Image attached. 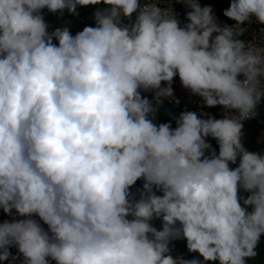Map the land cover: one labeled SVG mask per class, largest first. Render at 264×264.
<instances>
[{
    "label": "clouds",
    "instance_id": "1",
    "mask_svg": "<svg viewBox=\"0 0 264 264\" xmlns=\"http://www.w3.org/2000/svg\"><path fill=\"white\" fill-rule=\"evenodd\" d=\"M157 2L0 0V209L24 217L0 223V262L13 264L16 247L22 264H201L169 254L180 238L205 262L257 256L264 153L242 137L264 98V48L239 37L253 17L264 25V0H231L223 15L233 26L198 0H176L190 9L183 27ZM101 3L96 26L75 35L50 32L42 14ZM177 75L223 118L185 111L175 128L155 123L141 90L159 104Z\"/></svg>",
    "mask_w": 264,
    "mask_h": 264
},
{
    "label": "built area",
    "instance_id": "2",
    "mask_svg": "<svg viewBox=\"0 0 264 264\" xmlns=\"http://www.w3.org/2000/svg\"><path fill=\"white\" fill-rule=\"evenodd\" d=\"M149 2H152V0H140L142 6ZM198 2L202 7L203 6L212 7L217 22L221 26L225 24L229 26H233L235 24V21L223 15L224 10H226L229 7L231 0H198ZM157 6L161 8L171 7L175 12L181 27H183L184 24L188 23L186 18V13L190 11V9L187 8V6L184 3L176 2V0H158ZM108 7L109 6H106L103 3L99 5L77 6L76 12L78 14L74 15V20L77 23H85L94 27L96 26L94 13L97 10H105ZM137 14L138 13H133L131 20L122 17L121 18L122 24L131 25L132 23H134ZM241 27H244L246 31L242 36L239 37V39L245 40L247 43H251L256 47L264 48V25L258 24L255 18L253 17L249 23H245L241 25ZM238 78L242 79L243 77L241 76ZM262 84H264V81H262ZM172 88H173V95L171 97H160V98L166 100L173 107L181 110L187 109L191 112H196L197 115L201 116L202 118H206L203 116L204 113H207L216 119L223 118L226 110L222 106L218 105L215 107H205L204 101L200 96L194 95L189 90L182 87L178 75L173 79ZM263 99L264 98H262L261 102L263 101ZM231 111L232 114H235L234 110ZM155 113L152 117L154 119V122H155ZM172 120H176V119H171L169 123ZM206 141L211 145V148L214 149L218 154L219 146L216 140L211 137H207ZM156 195H162V192L157 191ZM135 198L138 199L139 194L136 195ZM33 218L36 219L41 224V226L44 228L45 231H47V225L43 224V222L39 220V217L34 216ZM13 219H24V217L17 216L14 210H13V215L9 216L3 213V210L0 209V223L4 222L5 220L12 221ZM152 222H154L155 225L162 224L161 219H153ZM49 264H55V261L50 260Z\"/></svg>",
    "mask_w": 264,
    "mask_h": 264
},
{
    "label": "trees",
    "instance_id": "3",
    "mask_svg": "<svg viewBox=\"0 0 264 264\" xmlns=\"http://www.w3.org/2000/svg\"><path fill=\"white\" fill-rule=\"evenodd\" d=\"M42 14L44 16L45 21L49 25V31H53L56 28H63L64 26L59 25L61 22L65 20H72L73 23L71 26H68L70 32L75 35L79 31L83 30L84 27L90 26L89 24L85 23H77L74 20V15L69 14L67 10H65L62 14L61 13H51L48 12V10L45 8L42 10ZM53 43H57L55 39L53 40ZM257 116L254 119L246 120L243 122V137H242V143L244 147L253 152L261 153L262 149L264 148V99L257 108ZM176 120H172L170 123L173 128H175ZM239 164V158L237 159L236 165H230V167H236ZM144 181L143 179L137 180L135 185H133L130 189V191L136 196L139 194V192L142 190V185ZM238 195L241 197V203L242 199L249 195V193L245 192L243 189H241L238 193ZM250 210V209H249ZM153 227H156L157 230H160L162 228L161 225H155L154 222L150 221ZM176 250H175V258L183 257L184 259H193L196 258L197 260L201 261V264H218L217 261L213 262H205L203 261V258L199 256L198 253L192 252L190 253L186 247V240L182 239L176 242ZM12 255L18 256L19 258L13 262V264H22L23 257L20 256L18 253L16 247H12L10 249ZM257 256L254 259H250L247 261V264H264V235L260 237V241L257 246ZM0 264H9V261H3L0 262Z\"/></svg>",
    "mask_w": 264,
    "mask_h": 264
},
{
    "label": "water",
    "instance_id": "4",
    "mask_svg": "<svg viewBox=\"0 0 264 264\" xmlns=\"http://www.w3.org/2000/svg\"><path fill=\"white\" fill-rule=\"evenodd\" d=\"M165 86H166V82H162L161 87H165ZM141 94L142 96H145L150 101H152L153 106L156 109L155 123L157 124L169 123L171 119H178L179 115L182 112L189 111L187 109L181 110V109L175 108L162 98H160V103L157 104L155 101H153L154 90L153 91L141 90Z\"/></svg>",
    "mask_w": 264,
    "mask_h": 264
},
{
    "label": "rangeland",
    "instance_id": "5",
    "mask_svg": "<svg viewBox=\"0 0 264 264\" xmlns=\"http://www.w3.org/2000/svg\"><path fill=\"white\" fill-rule=\"evenodd\" d=\"M72 23H73L72 20H65V21L61 22L59 25L64 26V27H68V26H71ZM261 153H264V148L262 149ZM177 226H179V225L177 224ZM182 239L183 238L173 240L169 244V248H170V253L169 254L171 256H173V258H175V250H176L175 245H176V242L179 241V240H182Z\"/></svg>",
    "mask_w": 264,
    "mask_h": 264
}]
</instances>
